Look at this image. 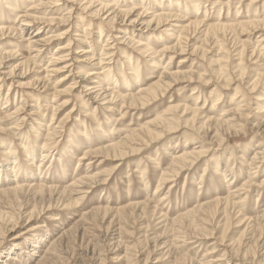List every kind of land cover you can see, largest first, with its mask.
<instances>
[{
    "label": "rangeland",
    "instance_id": "1",
    "mask_svg": "<svg viewBox=\"0 0 264 264\" xmlns=\"http://www.w3.org/2000/svg\"><path fill=\"white\" fill-rule=\"evenodd\" d=\"M56 1L0 0V264H264V0H99L135 8L114 24ZM99 79L117 100L87 93ZM111 143L123 158L94 153Z\"/></svg>",
    "mask_w": 264,
    "mask_h": 264
},
{
    "label": "bare ground",
    "instance_id": "2",
    "mask_svg": "<svg viewBox=\"0 0 264 264\" xmlns=\"http://www.w3.org/2000/svg\"><path fill=\"white\" fill-rule=\"evenodd\" d=\"M16 1H18V0H13V2H16ZM72 2H85V6H84V11H89L91 8H94L95 7V10H94V12L92 13V15H93V17H95V18H99V17H101V16H104L105 14H107V13H112V15H113V17L112 18H110L109 19V22L108 23H111V24H114L115 23V21L117 20V18H118V16L117 15H122V16H125V18H128L129 16H131L132 15V13L133 12H135V8L133 7V8H131L129 11H127V12H124V11H115V9L114 10H112L113 8H110L108 5H106V4H104V3H99L100 1L99 0H71ZM116 1V0H115ZM57 2L58 1H56V0H48V1H45V0H39V3H38V5L36 6V5H34L32 8H31V10H33V9H38V8H40V7H51V6H54V5H56L57 4ZM99 3V4H97V6H95L96 5V3ZM70 12H72V11H70L69 10V12H67V14H70ZM146 10H144V9H142V13H139V15H138V17H137V19H139L140 17H143L145 14H146ZM66 14V15H67ZM205 14H207V12L205 13ZM28 17H29V15L28 14H25V15H18V18L19 19H21V18H27L28 19ZM63 17H65V16H63ZM205 17H206V15H205ZM70 18L71 17H68V19L67 20H70ZM169 18H171L170 17V15L168 14V13H165L164 12V10L162 9V10H160V12L157 14V15H154V16H151V19L147 22V26H150L152 23H156L157 25H160L161 24V22H163V20L165 21V20H168ZM137 19H135V20H133V21H131V22H133V23H136L137 22ZM64 21H66V19H64ZM5 22H7V20L5 21ZM24 22H28V21H24ZM199 22V21H198ZM196 22L195 23V25H198V26H200V24L202 23L201 21V23L199 22ZM204 22V21H203ZM255 22L254 21H252V22H246L245 24L247 25V24H249V25H252V24H254ZM22 24H24V23H22ZM27 26L29 25V24H27V23H25ZM239 24H241V23H239ZM239 24L237 25V26H239ZM244 24V25H245ZM232 25V24H231ZM242 25H243V23H242ZM108 26H109V24H108ZM203 26H205V25H203ZM229 28H232L231 26H226V25H222V24H218V25H214L213 27H208V29H207V31L206 32H212V31H219V30H228ZM235 28V27H234ZM78 29V28H77ZM82 29V28H81ZM5 30V27H3V26H1L0 25V32H3ZM39 30V29H38ZM80 31V30H79ZM10 32L12 33V34H16L17 36H19L21 39H22V35H21V31H20V29L19 30H10ZM38 33H39V31H37V33H36V35H38ZM82 33H86V32H82ZM36 37V36H35ZM46 39H48V38H46ZM49 39H51V38H49ZM123 39H125V37L123 38ZM83 40H85V39H83ZM109 40V39H108ZM182 40V39H181ZM49 41V40H48ZM127 41L129 42V44L130 45H134V46H137V50L138 51H140V52H142L143 51V53L145 54V53H148V50H149V45L150 44H147V45H144V44H142L140 41H135L132 37H129V38H127ZM177 42L178 41H180V37L178 36L177 37V40H176ZM38 42H42V43H45L46 41L43 39V40H37V41H34V42H29L28 43V45H29V48H34V50H35V52H38L39 51V43ZM180 43V42H179ZM109 46H111V45H109V44H107V45H105L104 46V50L106 51L107 49L105 48V47H109ZM177 47H178V45H177ZM175 48H176V45H175ZM174 47H165V51H167V52H169V51H171V50H173V49H175ZM64 49H67L66 47H57V50H56V52L55 53H59L58 51H63ZM70 49V48H69ZM31 50V49H30ZM111 50H112V47H111ZM196 50V49H195ZM194 50V51H195ZM183 51V50H182ZM86 53H89V52H85V54ZM142 53V54H143ZM194 53V52H193ZM61 54V53H60ZM60 54L59 55H54V56H57L56 57V59H54V57L52 58V59H50V64L51 65H53V64H56L57 66H58V64H61V63H63L62 62V59L61 58H63L62 56H60ZM111 54V52H109V53H105V52H103L100 56H108V55H110ZM157 53L156 52H153V53H150V55L151 56H153V55H156ZM36 55H38V54H36ZM84 55V54H83ZM124 58H126V59H128L127 57H124ZM152 59H155V58H152ZM27 61V60H26ZM28 61L29 62H32V60L31 59H28ZM91 61H92V58H91ZM103 63H104V59H99L98 60V65L99 66H101V65H103ZM153 63H155V62H153ZM0 67H1V64H0ZM49 67H51V66H49ZM48 67V68H49ZM156 67V66H155ZM131 68H133V67H131ZM139 67L136 69V70H134V72H135V74H133V73H131V74H133L134 76H136V77H139ZM58 71H60L59 70V68L58 69H54V70H52V71H49L48 73H57ZM220 72V71H219ZM47 73V74H48ZM218 73V72H217ZM219 74V73H218ZM0 75H1V73H0ZM9 75H12V73L11 74H9ZM100 75H102L101 74V72L100 73H96V72H86L85 74H84V76L85 77H87L88 78V80H87V82L88 83H90L89 81H91V80H93L91 77H99ZM243 77V76H242ZM44 79V78H43ZM45 79H47V78H45ZM169 79V78H168ZM172 79V78H171ZM48 80V79H47ZM100 80V82L98 83V82H91V84L90 85H87L86 86V89H87V93L89 92H91V91H93V93H94V97H95V99H98V98H101V96H99V91L101 92V91H103V90H105L106 92L104 93V94H102V98H103V102H106V100H109V102L108 103H112L113 101H114V99H116L115 97H114V95L113 94H115V93H111V92H109L110 90L108 89L107 90V88H105V86H103L102 85V80L101 79H99ZM43 81V80H42ZM61 81H63V79L61 80ZM172 81V80H171ZM205 82V81H204ZM49 84V83H48ZM47 84V85H48ZM95 84H97V85H95ZM46 85V86H47ZM155 85H157V86H159L157 83H155ZM154 85V86H155ZM46 86H45V88H46ZM130 85H128V87H129ZM165 86H171V84L169 83V82H167V83H165ZM97 88H101V89H99V90H97ZM0 89H1V87H0ZM145 89V88H144ZM148 89V90H147ZM146 90H140V92H137L138 93V96H140V95H144V94H147L148 92H151V89L152 88H147ZM112 91V90H111ZM125 91H127V90H125ZM154 91V90H153ZM253 92V91H252ZM140 94V95H139ZM154 94V93H153ZM121 95V94H120ZM119 95V97H121V101H123L124 102V100H126L127 98H130L129 100H133V101H135V100H137V96H134V95H132V96H125V95H123V96H120ZM136 95V94H135ZM145 96V95H144ZM239 96V95H238ZM238 96H236V97H238ZM106 97H109V98H106ZM141 98V97H140ZM117 100V99H116ZM138 100H139V98H138ZM130 101V102H131ZM140 101V100H139ZM132 104H133V102H132ZM207 104V103H206ZM179 107V106H178ZM178 107H176V109L178 108ZM238 109H241V105L239 104L238 105ZM171 108V109H170ZM169 109L170 110H172L173 109V107L171 106V107H169ZM168 109V111L170 112V113H172L170 110ZM176 109H174V110H176ZM1 111V110H0ZM94 115V114H93ZM54 118V117H53ZM211 118V117H210ZM168 120H171L172 121V119H163V121L161 120L160 122H162L161 123V125H163V126H167V127H169L170 126V124H171V122H169ZM212 120V119H211ZM216 120V119H215ZM205 121H207V120H205ZM209 121V120H208ZM218 121H220V120H218ZM218 121H216L218 124L220 123V122H218ZM157 122V121H156ZM156 122H154V125H155V123ZM223 122V121H222ZM225 123H227V125H229V127L230 128H233V127H235V125H230V123H228V122H225ZM152 124V123H151ZM157 124H158V122H157ZM209 125V124H208ZM217 125V124H216ZM222 126H223V124H222ZM206 127V126H205ZM202 128V127H201ZM225 129H227V126H226V128ZM208 130V129H207ZM144 131V130H143ZM144 132H146L147 134H152V131L149 129V128H146L145 129V131ZM54 133H56V128H51V129H49L48 128V134H47V136H50V135H54ZM87 135V134H86ZM150 136V135H149ZM130 140V139H129ZM128 140V141H129ZM95 142V141H94ZM223 142V141H222ZM127 143V142H126ZM123 145H125V144H123V143H111V144H109L107 147H105V149H103L102 148V151H99V152H96V151H94V153L95 154H98V153H105V152H108V151H112V152H114L115 154V156H118V157H124L125 156V152L123 151V148L125 147V146H127V145H125L124 147H122ZM131 145V144H130ZM11 148V146L9 147V148H7V151H5V152H7L6 154H11V155H13L14 156V158H16L15 157V152L14 151H10L9 149ZM127 148V147H126ZM11 150H13V149H11ZM46 152H48V150L46 151ZM233 153V152H232ZM28 154V156H32L33 157V153H27ZM92 154H93V152H92ZM117 154V155H116ZM44 155V154H43ZM86 155H88V154H86ZM106 155H107V153H106ZM43 157V159H45V158H47L48 157V155H44V156H42ZM192 157V154H184V155H177L176 157H174L175 159H174V163H175V165H180V163H190V162H187V160L189 159V158H191ZM230 157H232V154L230 153L229 154V158ZM42 159V161H41V163L40 164H43V160ZM115 160V159H114ZM258 162V161H257ZM255 164V163H254ZM21 169H20V167L18 166V165H15V166H13L12 168H11V171L9 172V173H15V176H18L19 174H21L22 175V172L23 171H20ZM168 171V170H167ZM170 171V170H169ZM168 171V172H169ZM65 172V171H64ZM231 173V172H230ZM253 173V172H252ZM1 174H2V170H0V177H1ZM26 178V177H25ZM96 178V177H95ZM98 178V177H97ZM227 178V177H226ZM93 179H94V177H93ZM251 179V178H250ZM249 179V177H248V180H250ZM88 180H90V177H89V179ZM87 180V181H88ZM92 180V179H91ZM97 180V179H96ZM248 180L246 181V182H248ZM2 181H4L3 179H2ZM84 181V180H83ZM83 181H79L80 183H83ZM92 181H94V180H92ZM73 182V181H72ZM97 182V181H96ZM96 182H93L94 184L96 183ZM18 183V182H17ZM74 183V182H73ZM72 183V184H73ZM92 183V182H91ZM249 183V182H248ZM246 184V183H245ZM19 185V184H18ZM16 186V187H14L13 186V188H10V189H6L5 191H2V194H5V193H7V192H12V191H16V190H18V189H20L21 188V186L19 187V186ZM82 185V184H81ZM244 187V186H243ZM242 187V188H243ZM83 188H85V187H83ZM21 189H23V188H21ZM4 190V189H3ZM86 190V189H85ZM22 191V190H21ZM81 192V191H80ZM234 192V191H233ZM66 195V194H65ZM70 198V197H69ZM71 198H72V196H71ZM73 199V198H72ZM76 199V198H75ZM79 199V198H78ZM72 201V200H71ZM75 201V200H74ZM240 204V203H239ZM243 207V206H242Z\"/></svg>",
    "mask_w": 264,
    "mask_h": 264
}]
</instances>
